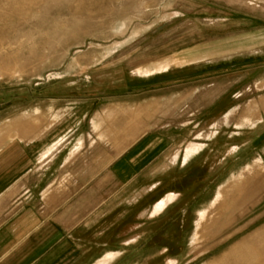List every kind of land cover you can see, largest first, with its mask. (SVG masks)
Here are the masks:
<instances>
[{"label": "rangeland", "instance_id": "374dc122", "mask_svg": "<svg viewBox=\"0 0 264 264\" xmlns=\"http://www.w3.org/2000/svg\"><path fill=\"white\" fill-rule=\"evenodd\" d=\"M79 124L103 162L200 153L112 264H264V0H0V141Z\"/></svg>", "mask_w": 264, "mask_h": 264}, {"label": "crops", "instance_id": "0c3cea01", "mask_svg": "<svg viewBox=\"0 0 264 264\" xmlns=\"http://www.w3.org/2000/svg\"><path fill=\"white\" fill-rule=\"evenodd\" d=\"M53 127L0 141V264L114 263L179 201L162 182L200 155L176 149L166 157L172 143L148 131L103 162L84 155L80 124L48 139Z\"/></svg>", "mask_w": 264, "mask_h": 264}]
</instances>
